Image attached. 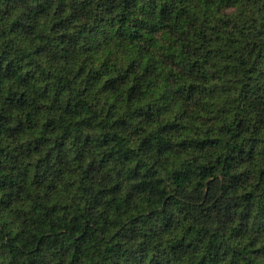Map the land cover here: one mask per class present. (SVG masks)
<instances>
[{
  "label": "trees",
  "instance_id": "1",
  "mask_svg": "<svg viewBox=\"0 0 264 264\" xmlns=\"http://www.w3.org/2000/svg\"><path fill=\"white\" fill-rule=\"evenodd\" d=\"M0 264H264V0H0Z\"/></svg>",
  "mask_w": 264,
  "mask_h": 264
}]
</instances>
